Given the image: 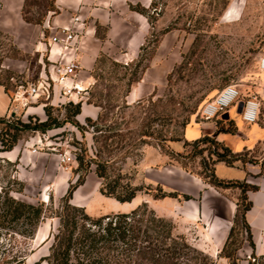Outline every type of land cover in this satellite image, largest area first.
Masks as SVG:
<instances>
[{"label": "rangeland", "instance_id": "rangeland-1", "mask_svg": "<svg viewBox=\"0 0 264 264\" xmlns=\"http://www.w3.org/2000/svg\"><path fill=\"white\" fill-rule=\"evenodd\" d=\"M53 7V0H26L24 17L41 22L46 10ZM130 7L144 12L139 13L149 25L132 60L121 58L125 47L112 39L106 42V29L98 25L96 35L102 45L88 82H81V98H56L46 105H40V100L29 102L28 107L19 105L13 116L0 120V153L14 133L10 123L49 124L43 130L17 131L15 145L39 152L34 163L9 161L0 155V264H49L41 255L49 254L58 231L61 198L79 177L84 182L77 187V206L91 217L128 212L147 202L157 216L171 222L172 239L162 240L151 231L153 244L165 241V246L178 247L173 255L165 256L161 251L158 264H216L202 241L201 221L184 215L190 199H197V195L183 190H188L187 179L208 182L216 154L226 152L211 136L185 140L183 130L187 124L204 119L201 107L225 85L236 84L246 92L254 86L264 88L258 67L264 54V0H150L147 7L139 2ZM39 32L33 38L32 31L19 35L0 28V82L11 95L18 85L36 80L43 64H48L51 30ZM85 34L80 30L79 39ZM127 34L122 31L117 38L124 39ZM135 86L141 92L127 98ZM71 102L92 104L98 115L89 120L80 117L81 113L72 115ZM36 109L44 113L38 116ZM64 155L70 159L63 161ZM98 164L104 178L95 172ZM60 172L67 175L62 186L55 182ZM109 184H115L117 190L126 185L140 189L130 201H119L100 190ZM223 189L240 198V188ZM172 192L177 193L175 197H159ZM185 194L190 198L185 199ZM8 197L42 204L40 221L32 225L23 217L5 220ZM166 198L170 202H165ZM41 222L49 226L48 237L36 241L34 235ZM245 236L238 224L227 251L242 245ZM204 255L212 262L203 259ZM249 259L258 262L257 256ZM151 263L136 253L130 262Z\"/></svg>", "mask_w": 264, "mask_h": 264}, {"label": "crops", "instance_id": "crops-1", "mask_svg": "<svg viewBox=\"0 0 264 264\" xmlns=\"http://www.w3.org/2000/svg\"><path fill=\"white\" fill-rule=\"evenodd\" d=\"M25 1L0 0V28L14 34L18 32L19 35L21 31H32L33 38L39 31L46 30L47 26L74 25L81 31L84 30L86 34L80 40L81 66L77 72L79 77L77 82L79 81L82 87L81 82L84 84L89 80V70L102 45V40L96 35L98 25H103L106 29V42L112 39L114 44H122L126 54L121 58L127 57L130 60L137 55L149 27L146 17L131 9L130 5L139 2L147 7L150 0H53L54 7L46 10L41 22L27 20L24 17ZM75 17H78L76 21H74ZM122 31H128L127 36L124 39L117 38ZM262 56L264 54L260 57ZM262 75L264 76V71ZM140 90L138 86H135L128 93L127 98H134L141 92ZM238 90L240 94L237 102L223 112V114L227 113V117L195 120L184 127L183 134L187 141H194L206 135L211 136L235 156L231 163L223 160L213 161L212 172L217 178L245 181L255 186L246 191L251 206L245 212L254 247L252 248L244 240L236 252L238 264H252L249 258L253 254L255 257L264 254V88L254 86V90L246 92L238 87ZM249 99H256L260 103L259 115L254 122L243 120L238 112L239 102ZM15 107H19V104L12 100V95L0 82V117L12 114ZM28 109L31 110V107ZM36 110L38 116L44 113L43 109ZM80 111V117L83 116V118H94L98 115V108L86 102H81ZM38 154L39 152L28 148L21 150L18 144L0 153L9 161L18 160L20 163L31 164L34 163L36 156H40ZM66 179L67 175L60 172L55 182L58 186H62L66 183ZM187 180L188 190L183 191L194 197L197 195V199H190L189 207L184 215L189 220L201 221L202 241L207 246L208 254L215 258L216 264H229L227 258L219 256V252L233 223L237 210V198L231 196L226 189L217 188L209 182ZM63 192L64 190L61 194ZM78 192L76 188L70 199L75 205H80L76 202ZM170 200L166 198L165 202ZM161 201L164 202V199ZM46 225L42 223L38 228L36 236L34 235L36 241L41 238L47 240L49 226Z\"/></svg>", "mask_w": 264, "mask_h": 264}, {"label": "trees", "instance_id": "trees-1", "mask_svg": "<svg viewBox=\"0 0 264 264\" xmlns=\"http://www.w3.org/2000/svg\"><path fill=\"white\" fill-rule=\"evenodd\" d=\"M139 12L144 14L142 11ZM5 89L7 90L6 87ZM70 104H74L71 114L79 115L81 113V103L71 102ZM86 119L89 120V117H86ZM0 120H4V117H0ZM10 124L14 129V133L10 135V139L5 140V150H10L15 145L18 139L17 131L28 129L43 130L49 125L47 121H35L31 124L30 121L23 122L19 120ZM202 138H207V136ZM221 147L226 153H217L213 161L223 160L231 163L235 156L227 147L223 145ZM81 160L79 157V163H81ZM95 172L100 178L105 177L99 164ZM83 182L84 178L79 177L74 184L67 188L61 198L60 209L57 213L59 217L58 231L54 235L49 254L44 257L49 264H130L134 253L141 254L142 258L150 260L151 264H158L162 257L160 255L161 251L166 254L165 256H167V253L170 255L178 253L177 245L165 246V241L161 242L162 245L153 244L151 231L155 232L157 238L161 236L162 240L172 239V225L169 220L157 216L153 209H149L147 202H143L140 206L128 212H116L97 217L89 216L84 212L83 207L70 203L73 191ZM208 182L221 189L228 187L240 188V198L237 199V210L233 223L219 252V256L227 258L229 264H238L236 252L241 247V244L235 246L232 251H227V248L232 242L238 224H240L242 233L246 235L240 243L246 240L252 248L254 247L250 227L245 219V212L251 206V201L248 199L246 191L255 188V186L245 181L219 179L212 172V168ZM139 189L137 186L126 185L117 190L115 184H109L107 188L102 186L100 190L119 201H130ZM176 194L173 192L169 194L162 193L159 197L162 198L167 195L175 197ZM184 197L185 199L190 198L187 194ZM5 205L6 209L3 216L5 220L8 218V221L23 217L27 223L36 225L42 217V204L34 205L8 197ZM29 234L32 235L33 233ZM173 243L176 242L173 241ZM253 256L255 255L253 254ZM203 259L211 260L208 255H204ZM260 259L261 264H264V254L258 256V262ZM258 262H252V264H259Z\"/></svg>", "mask_w": 264, "mask_h": 264}, {"label": "built area", "instance_id": "built-area-1", "mask_svg": "<svg viewBox=\"0 0 264 264\" xmlns=\"http://www.w3.org/2000/svg\"><path fill=\"white\" fill-rule=\"evenodd\" d=\"M77 19L75 17L74 21ZM47 28L51 30L48 36V64H43L36 80L27 82L25 86L18 85L12 95V100L23 107L37 100L41 101L40 105H46L56 98L70 100L73 95L81 98L83 90L77 87V72L81 66L80 29L74 25ZM258 67L264 71V56L259 58ZM239 94L236 84L225 85L201 107L200 115L204 119L221 116L227 107L237 102ZM259 111L260 103L256 99H249L244 102L240 114L243 120L254 122ZM65 159L70 158L64 155L62 160ZM252 260L255 261V258Z\"/></svg>", "mask_w": 264, "mask_h": 264}, {"label": "water", "instance_id": "water-1", "mask_svg": "<svg viewBox=\"0 0 264 264\" xmlns=\"http://www.w3.org/2000/svg\"><path fill=\"white\" fill-rule=\"evenodd\" d=\"M244 105V102L243 101H240L239 104H238V112H241L242 110V107ZM14 115V112H12V116ZM227 113L225 112L221 117H227Z\"/></svg>", "mask_w": 264, "mask_h": 264}, {"label": "bare ground", "instance_id": "bare-ground-1", "mask_svg": "<svg viewBox=\"0 0 264 264\" xmlns=\"http://www.w3.org/2000/svg\"><path fill=\"white\" fill-rule=\"evenodd\" d=\"M263 71V70H262ZM77 87L79 88V89H81V90H83L84 89V87H82L78 82H77ZM30 107V106H29Z\"/></svg>", "mask_w": 264, "mask_h": 264}]
</instances>
